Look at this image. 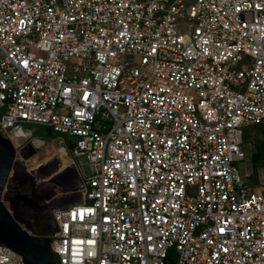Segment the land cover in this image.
<instances>
[{
  "label": "built area",
  "instance_id": "1",
  "mask_svg": "<svg viewBox=\"0 0 264 264\" xmlns=\"http://www.w3.org/2000/svg\"><path fill=\"white\" fill-rule=\"evenodd\" d=\"M263 122L264 0H0V133L50 127L76 159L56 264H264L238 165Z\"/></svg>",
  "mask_w": 264,
  "mask_h": 264
},
{
  "label": "water",
  "instance_id": "2",
  "mask_svg": "<svg viewBox=\"0 0 264 264\" xmlns=\"http://www.w3.org/2000/svg\"><path fill=\"white\" fill-rule=\"evenodd\" d=\"M43 135L52 137V129L45 127ZM17 149L9 137L0 133V244L21 254L29 264H56L51 242L57 226L47 229L45 212L71 199L65 196L66 199L47 202L37 189L42 179L37 181L28 173Z\"/></svg>",
  "mask_w": 264,
  "mask_h": 264
},
{
  "label": "rangeland",
  "instance_id": "3",
  "mask_svg": "<svg viewBox=\"0 0 264 264\" xmlns=\"http://www.w3.org/2000/svg\"><path fill=\"white\" fill-rule=\"evenodd\" d=\"M72 69L71 62L69 63L68 72H70ZM27 128L31 131V135L29 137H15L14 141L17 145L18 150V157L23 161L25 164L26 170L28 173L34 177L35 180L42 179L41 182L38 183V186L41 187V189L37 186V189L41 190L42 197L44 199H48L51 201H56L58 198L63 197L59 195L60 193L65 192L67 189L61 183V175L65 172L70 177L73 175V165L70 166L68 169L64 171L59 172V168L61 166V160L57 158H53L52 160L46 156L48 155L50 150L53 151V148L59 149V148H65L67 152V156L69 158H73L76 160L72 154H71V147L66 142H63L60 138H56L57 133H53L52 137H46L43 135V129L44 127H41L39 125L29 124L26 125ZM246 134L248 137V142H245L244 146L246 148L247 157L244 161H241L238 163L242 173L249 175L247 177L248 183L251 184H257L253 181L254 176V168L252 164V160L250 157L249 149L254 146V140L261 137L262 133L261 130L256 125H249L245 127ZM14 129H9V134L13 135ZM41 139L44 141L43 145H39L34 140L35 139ZM37 145H35V143ZM39 158V159H38ZM49 162L47 163L46 160ZM83 161H85L83 159ZM60 163V166H59ZM37 171L40 173L37 175ZM59 172V173H57ZM259 178L261 180L264 179V169H260L259 171ZM59 190V191H58ZM175 260L172 259L170 261V264H174Z\"/></svg>",
  "mask_w": 264,
  "mask_h": 264
},
{
  "label": "trees",
  "instance_id": "4",
  "mask_svg": "<svg viewBox=\"0 0 264 264\" xmlns=\"http://www.w3.org/2000/svg\"><path fill=\"white\" fill-rule=\"evenodd\" d=\"M260 130H261V137L254 140V146L249 149L250 157L252 160L253 168H254V176L253 181L255 183H258L259 178V171L260 169H264V122L260 124H255ZM245 130V142H248V137ZM56 138H59V134H56ZM68 144V143H67ZM71 147V144H69ZM172 259H169L168 263L170 264V261ZM57 262V261H56Z\"/></svg>",
  "mask_w": 264,
  "mask_h": 264
},
{
  "label": "bare ground",
  "instance_id": "5",
  "mask_svg": "<svg viewBox=\"0 0 264 264\" xmlns=\"http://www.w3.org/2000/svg\"><path fill=\"white\" fill-rule=\"evenodd\" d=\"M36 143H38L39 145L41 144V145H43V143H44V141L43 140H41V139H35L34 140ZM34 142V143H35ZM35 143V145H37ZM40 145V146H41ZM52 150V149H51ZM50 150V152H49V154L48 155H50V156H46V157H48V158H50L51 160L54 158H57V159H60L62 162H61V166H60V163H59V166H60V168H59V172L60 171H64V170H66V169H68L70 166H72L73 165V161H72V159L71 158H69L68 156H67V152H66V150H65V148H59V149H55V148H53V151H51ZM47 158V160H46V162L48 163L49 161L48 160H50V159H48ZM39 159V158H38ZM59 172H57V173H59ZM59 191V190H58ZM63 193H60L59 195H62Z\"/></svg>",
  "mask_w": 264,
  "mask_h": 264
},
{
  "label": "flooded vegetation",
  "instance_id": "6",
  "mask_svg": "<svg viewBox=\"0 0 264 264\" xmlns=\"http://www.w3.org/2000/svg\"><path fill=\"white\" fill-rule=\"evenodd\" d=\"M54 261L56 262V261H57V259H56V258H54Z\"/></svg>",
  "mask_w": 264,
  "mask_h": 264
}]
</instances>
